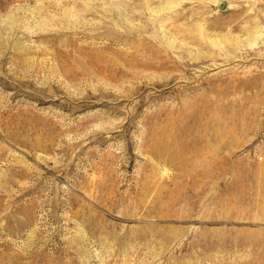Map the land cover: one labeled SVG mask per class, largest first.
I'll return each mask as SVG.
<instances>
[{"label":"rangeland","instance_id":"374dc122","mask_svg":"<svg viewBox=\"0 0 264 264\" xmlns=\"http://www.w3.org/2000/svg\"><path fill=\"white\" fill-rule=\"evenodd\" d=\"M0 264H264V0H0Z\"/></svg>","mask_w":264,"mask_h":264}]
</instances>
